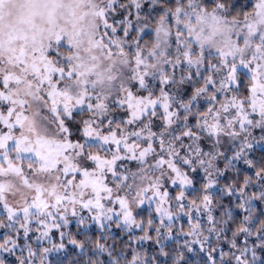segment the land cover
<instances>
[{"label":"snow or ice","instance_id":"obj_1","mask_svg":"<svg viewBox=\"0 0 264 264\" xmlns=\"http://www.w3.org/2000/svg\"><path fill=\"white\" fill-rule=\"evenodd\" d=\"M0 264H264V0H0Z\"/></svg>","mask_w":264,"mask_h":264}]
</instances>
